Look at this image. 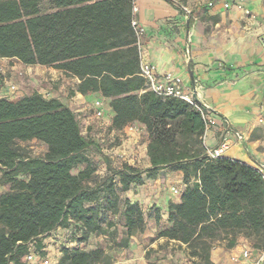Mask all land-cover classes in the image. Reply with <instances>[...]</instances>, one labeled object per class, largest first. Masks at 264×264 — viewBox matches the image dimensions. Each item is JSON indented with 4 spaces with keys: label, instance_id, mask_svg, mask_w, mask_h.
<instances>
[{
    "label": "trees",
    "instance_id": "16d2710c",
    "mask_svg": "<svg viewBox=\"0 0 264 264\" xmlns=\"http://www.w3.org/2000/svg\"><path fill=\"white\" fill-rule=\"evenodd\" d=\"M43 1L0 0V58L77 77V92L109 101L113 129L142 124L150 167L124 163L92 183V142L77 113L38 92L16 101L3 97L0 72V185L8 186L0 193V264H27L30 250L43 253V238L58 228L71 229L83 243L108 234L116 226L108 216L115 215L125 230L120 246L128 247L144 232L146 216L139 202L121 194L164 168L183 172L185 189L179 203H169L157 238L186 244L205 264H214L211 249L219 240L234 248L245 238L264 251V175L241 160L210 157L202 112L148 89L132 26L135 0H49L50 12H42ZM32 140L46 145L43 156L32 157L19 145ZM59 264H111V257L103 247L64 246Z\"/></svg>",
    "mask_w": 264,
    "mask_h": 264
},
{
    "label": "crops",
    "instance_id": "0c3cea01",
    "mask_svg": "<svg viewBox=\"0 0 264 264\" xmlns=\"http://www.w3.org/2000/svg\"><path fill=\"white\" fill-rule=\"evenodd\" d=\"M201 1L206 4L204 20L196 22L193 17H188L187 6L178 3V0H135V15L139 25L144 28L141 37L142 57L155 65L160 75L173 72L181 76L186 92L208 105L214 123L204 134L207 151L229 140L230 147L224 157L256 167L264 164V152L258 150V140L251 139L253 130L264 124V43L260 38L264 32V0ZM225 1L231 3L229 12L224 9ZM190 2L192 0L186 5ZM234 2L256 13L258 20L237 6H232ZM214 18H218V21L208 28V19ZM189 47L191 55L187 58L186 49ZM23 65L35 72L22 87V95L38 92L47 98H58L75 112L88 108L90 97L100 96L98 93L83 95L77 92L80 80L61 69L39 64ZM113 115L107 100L102 117L107 121L106 124L111 126ZM111 129L123 141L111 154L121 155L122 160L130 165L150 167L147 156L148 132L142 124L135 122L121 130ZM236 131L244 136V141L236 138ZM144 138L146 142L142 147L140 144ZM122 165L120 161V167ZM184 189L183 172L164 168L159 170L156 178L132 186L124 196L140 203L149 224L165 225L169 203H179ZM157 212L161 215L159 222L156 219ZM61 230L58 228L43 238V249L47 250L51 235L65 232ZM141 238L136 236L132 239L129 251H133ZM166 241L185 246L168 238L155 240L160 244ZM62 245L76 246L64 241ZM151 246H155L154 243ZM245 247L248 246L240 243L224 254L212 253L211 260L215 264H256L260 255L249 252V256H244ZM177 251H174L176 259L181 254ZM144 254L145 251L139 256L143 259L141 264L145 263ZM167 256L173 257V253L169 252ZM131 260L128 257L125 262L129 264Z\"/></svg>",
    "mask_w": 264,
    "mask_h": 264
},
{
    "label": "rangeland",
    "instance_id": "374dc122",
    "mask_svg": "<svg viewBox=\"0 0 264 264\" xmlns=\"http://www.w3.org/2000/svg\"><path fill=\"white\" fill-rule=\"evenodd\" d=\"M187 2H189V0H178V3L187 6L189 18L193 17L196 22L203 21V12L206 8V4L201 0H192L189 5H186ZM230 4L231 3L229 1L224 2L223 6L226 12H229L231 10ZM211 5L212 4H210V6ZM232 6H237L238 8L244 10L245 13L248 10L245 9L244 6L240 3L234 2ZM41 10L42 12H50L53 11L54 8L49 0H44L41 4ZM248 15L253 17L255 20H258V15L256 13H253V11L249 10ZM206 20L207 19H205V21ZM217 21L218 18L208 19V28L211 27L212 24L215 25ZM0 72L4 77V84H15L17 85V87H19L18 92L14 94L15 96H18L20 98L21 96H23L20 92L22 90V87L25 86V82L28 78H30V75L33 74L35 70L33 69L32 71H30L25 65L21 64L17 60L0 58ZM18 97L17 99L14 98V101L18 100ZM97 98L103 97H90L88 102L90 104L89 107L76 112L80 120L83 134L92 142V145L88 149V155L93 161H95L97 166L95 179L92 180V183H94V181L102 179L108 173L109 169H117L118 167H120V161L123 164L126 163L124 160H122L121 155L117 153L111 154L112 151H115L117 147H120L123 144V141L120 139V136H116V134H113L111 126L110 124H106V120L104 121L103 118L96 116L95 110L93 108V102ZM105 102L107 107V100H105ZM98 123H100L101 126ZM251 139L255 141L258 140V150L264 152L263 123L262 126L253 130ZM145 142L146 138L142 140L140 146L144 147ZM19 145H21V147L26 150L27 154L32 157L43 156L47 151L46 145L37 140L20 142ZM138 168L146 169L147 167H145L143 164H140ZM7 190L8 186L0 185V193H3ZM121 196L125 197L124 193L121 194ZM111 219L115 221L116 226L108 229V234H93L85 243L79 242L76 238H73L71 229H62L61 231L65 230V232L63 231L62 233L60 232L51 235V241L49 239L50 237H47V239H49V242L46 245L47 250L43 249L42 252L44 254L40 252L41 259L37 258L36 262L33 264H41L40 261H42V259H48L50 261V264H59V260L62 257V249L64 247V245H62L63 241L69 244H74L76 245L75 247H82L86 250L103 247L106 253L111 257V264H127L125 260L128 257L132 258V260L129 261V264H141L140 261L142 258H140L139 256L144 251L145 263L142 264H205L200 257L191 255V249L186 244H184L185 246H183L181 244H170V242L167 241L162 242V244H160L159 242H155V240L158 239V231L161 230L164 225L160 223H158V225L149 224L148 220L146 221V228L144 232H138L131 238L132 241V239L136 236L142 237L141 242L138 243L133 251H129L131 241L128 247L120 246L122 239L125 237V230L120 217L118 215L112 217L108 216L107 220ZM56 241H58V243H56ZM153 243L155 246H151V244ZM240 243H244V245L248 246L245 247L244 252L249 251L250 253L260 256L264 254V251L254 249L251 243L245 238H240L238 244ZM229 249L230 248L227 247V240L216 241L212 246L211 256L212 253L214 255L216 253H219L220 255L224 254L226 251H229ZM176 250H178L177 252L181 253L179 254L180 256L177 259L175 258L176 253H174V251ZM169 252L173 253V257L167 256Z\"/></svg>",
    "mask_w": 264,
    "mask_h": 264
},
{
    "label": "built area",
    "instance_id": "2783aa9c",
    "mask_svg": "<svg viewBox=\"0 0 264 264\" xmlns=\"http://www.w3.org/2000/svg\"><path fill=\"white\" fill-rule=\"evenodd\" d=\"M249 14V10L246 11ZM136 9L134 7V17L132 19V26L135 29L138 38V47L140 50L141 62H140V75L145 79L146 85L149 90L155 92L157 95L167 98V97H177L183 99L190 104L194 105L203 114L204 120L206 122V131L214 123L213 117L210 115V108L206 103L197 101L192 93L186 92L184 80L181 76L173 73L166 72L164 74H159L157 68L150 62H147L142 57V43L141 37L144 33V28L141 27L136 18ZM261 40L264 43V32L261 34ZM191 55L190 47L186 49L187 58ZM18 92V87L15 84H4L1 89V95L7 99L14 100V93ZM93 108L97 117L102 118L105 114L106 102L105 98H97L93 102ZM205 131V132H206ZM235 136L239 141H244V136L240 132H235ZM230 147V141L224 140L215 149L208 151V155L212 158H218L224 156L225 152ZM256 168L264 175V164L256 166ZM249 251L244 252V256H249ZM37 258L41 259L40 253L36 251L33 247L30 252L25 256V261L28 264H33L36 262ZM41 264H50L48 259H42ZM256 264H264V254L259 256Z\"/></svg>",
    "mask_w": 264,
    "mask_h": 264
},
{
    "label": "water",
    "instance_id": "95a60500",
    "mask_svg": "<svg viewBox=\"0 0 264 264\" xmlns=\"http://www.w3.org/2000/svg\"><path fill=\"white\" fill-rule=\"evenodd\" d=\"M191 76L193 77V73H192V71H191Z\"/></svg>",
    "mask_w": 264,
    "mask_h": 264
}]
</instances>
